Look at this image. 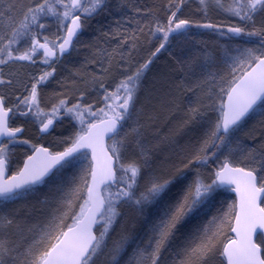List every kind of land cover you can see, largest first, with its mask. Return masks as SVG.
<instances>
[{
    "label": "snow or ice",
    "instance_id": "obj_1",
    "mask_svg": "<svg viewBox=\"0 0 264 264\" xmlns=\"http://www.w3.org/2000/svg\"><path fill=\"white\" fill-rule=\"evenodd\" d=\"M185 3L186 0H178L174 4L175 10L168 15L166 23L156 21L152 35L160 43L151 57L172 39L187 37L191 27L219 29V25L211 22L180 18ZM199 4L205 15L212 6L245 22H254L258 14H264V0H199ZM105 6V0H33L18 22L11 14L15 5L7 12H0V20L9 21L0 27V65L15 62L35 65L39 57L40 63L52 69L33 76L31 88H25L29 94L18 98L19 103L13 107H6L5 97L0 95V138H3L0 139V200L8 202L20 198L34 191V186L46 182V177L87 160L88 153L84 150L91 151L92 159L90 170L82 169L83 184L73 181L74 186L61 197L59 214L54 213L46 228L24 249L20 264H96L97 258L105 254L110 257L108 264H120V257L130 243L136 244L133 251L136 264H161L163 253L185 219L210 203L221 189L235 192L237 201L228 205L222 217H213L187 241L173 264H196V261L207 264L218 251L217 236L225 223L234 236L223 244L220 252L224 264H264V155L256 158L252 155L254 150L245 149L238 141L233 147L235 134L245 118L256 111L258 102L264 107V27L249 31L246 27L228 26V33L258 37L259 44L229 57L231 79L220 77L217 81L215 73L208 74L213 84H219V102H214L209 89L208 103L198 100L197 106L190 108V119L204 118L214 112L217 114L214 122L208 121L204 138L185 158L182 167L168 176L157 175L151 170V153L144 146L138 122L134 121L133 126L124 131L125 124L133 120L137 111L142 77L152 62L151 57L131 74L124 75L111 90L105 83L99 84L103 91L102 107L93 110L92 104H83L81 100L69 106L67 99H59L48 111L40 105V90L53 77L56 64L79 42L88 19ZM49 18L56 24V32L51 36L45 34L49 30L45 21ZM219 34L225 35L222 31ZM238 69L241 71L236 75ZM5 83L11 81L0 78V84ZM14 108L21 116H32L40 124L42 133H47L62 116H70L78 122L79 128L74 136L63 141L67 145L63 151L30 145L33 154L27 156L23 167L15 174L8 175L13 151L10 146L29 144L28 140L18 139L22 128L9 124ZM106 139L112 143L106 145ZM130 149L131 155L126 157ZM237 151L245 158L252 156L255 166H235L232 156ZM220 156H223L222 161ZM214 160L220 162L205 175L202 170L211 168ZM185 170L194 171V176L184 186L180 197L170 202L171 186L187 179ZM74 201L80 202L78 212H74ZM124 206L133 207L141 216L154 206L159 214L151 221L143 246L125 234L113 240L109 248V237L119 223ZM69 213H73L72 224L64 230ZM12 223V219L0 215V228ZM212 225L216 226V231L212 230ZM17 251L8 239H0V264L16 261Z\"/></svg>",
    "mask_w": 264,
    "mask_h": 264
},
{
    "label": "trees",
    "instance_id": "obj_2",
    "mask_svg": "<svg viewBox=\"0 0 264 264\" xmlns=\"http://www.w3.org/2000/svg\"><path fill=\"white\" fill-rule=\"evenodd\" d=\"M32 2L33 0H0V12H7L15 5L11 14L18 22L23 18V10ZM177 2L178 0H105L104 10L88 19L79 42L75 45L76 50L64 58L65 64L57 70L56 77L41 88V98L48 100L60 92L58 99H67L70 106L80 99L83 93V98L91 96L94 103H101L102 107L103 91L99 84L103 82L111 90L124 75L131 74L149 60L151 53L160 43V40L152 35L153 27L157 20L166 23ZM184 5L179 13L180 18H183ZM190 20L211 22L220 27L218 30L191 27L187 37L172 39L155 57H151L152 62L142 77L136 102L137 111L133 120L124 126V131H127L134 121L138 122L144 146L151 153V170L157 175L168 176L174 173L177 167H182V162H186L185 158L204 138L208 121L214 122L217 115L214 112L208 113L204 118L190 119V108L197 106L198 100L204 104L208 103L209 89L212 90L214 102H219V84H213L208 74L215 73L217 81L220 77L231 79L229 57H232L234 52L259 44L260 38L234 36L227 32L226 27L241 26L249 31L264 27V16L261 14L255 17L254 22L240 21L238 18L231 23L221 19L204 21L200 17H190ZM8 23L7 18H4L0 20V27ZM221 31L225 35H220ZM3 67L4 65H0L2 71ZM105 68L108 69L107 72L103 71ZM240 71L238 69L236 75H239ZM59 128L66 130L63 126ZM54 132L60 131L55 129ZM45 139L43 137L40 140ZM28 141L29 144L10 146L13 151L9 173L19 169L24 157L32 149V140ZM235 141L245 149L254 150L252 155L256 158L264 155V107H261L260 103L236 132L233 147ZM222 160L223 156H220V161ZM220 161L214 160L211 168L206 167L202 171L207 175ZM232 161L234 165L245 168L255 166L252 156L245 158L238 151L233 154ZM85 167L90 170L89 155L87 160H81L65 167L56 175L48 176L46 182L34 186V191L12 201L0 200V215L13 221L10 226L0 228V239H8L18 250L17 260H9L8 264H20L24 249L46 228L53 214H59L61 197L74 186L73 181L83 184L81 176ZM185 175L186 180L171 186L170 202H175L180 197L184 186L193 178L194 171L185 170ZM234 201L235 196L230 190L221 189L210 203L188 216L168 250L163 253L161 264H173L185 243L195 237L213 217H222L228 205ZM79 203L74 201V212L79 211ZM124 207L127 211L126 223L123 227L119 223L115 225V230L109 237V248L113 240L125 234L143 246L142 242L148 239L150 223L159 214L154 206H150L144 216L136 213L130 206ZM72 214L69 213V218L65 219L63 229L72 224ZM211 227L216 231L215 225ZM230 237V227L225 223L217 236L218 251L207 260V264H224L220 252ZM135 247V243L127 246V250L120 257V264H136L133 258ZM109 260L107 254L101 255L96 264H108ZM196 264H199V261H196Z\"/></svg>",
    "mask_w": 264,
    "mask_h": 264
},
{
    "label": "rangeland",
    "instance_id": "obj_3",
    "mask_svg": "<svg viewBox=\"0 0 264 264\" xmlns=\"http://www.w3.org/2000/svg\"><path fill=\"white\" fill-rule=\"evenodd\" d=\"M186 3L187 4H185L183 7V15L184 16L189 15L190 17H200V19H203L204 21H205L204 18H206V19H221L222 21L227 22V23H231L232 21L237 19V17H230L225 12H223V11H221L215 7H212V6L208 7L207 15H205V11L203 10L202 6L199 4L198 1H196V4H194L193 2L186 0ZM261 15L264 16V14H261ZM45 22L49 25V30L45 34L51 36L53 33L56 32L55 21L53 19L49 18ZM238 53L239 52H237V53L234 52L232 54V56H236V55H238ZM63 64H65L64 57L62 59H60V61L56 64L55 72L60 67H62ZM38 67L41 68V65L38 62L35 65H32V64H29L26 62H15V63H9V64L4 65L3 71H2V77H0V78L4 79L5 81L10 80L11 83L10 84L9 83L0 84V95L5 97V103L8 106L13 107V105H15L17 103V100L19 97L23 98L24 96L29 94L28 92H27V94L26 93L23 94V91H25L26 87L28 89L31 88V83H32L31 78L33 76L37 77L36 75H38V71L39 72L41 71V70H38ZM50 80H51V78H49V80L46 83L50 82ZM60 94L61 93L59 92L58 95L54 96L53 98L49 97L50 99H48V100H46L45 98L44 99L41 98L42 96H39V101H40L41 107L44 108L45 111H48L49 109H48L47 104L52 103L53 101L56 103L59 100L58 98H59ZM62 94L64 95L63 92H62ZM31 119L33 120L35 126H40L39 123L35 122L33 117H31ZM64 120H65V123H64ZM66 123H67V120H66L65 116H62L60 120H57L54 122L55 129L60 131V132H56L57 139L64 138V134L66 133L64 131L69 130L68 128L70 126L67 125ZM60 126H63L67 130H65V129L61 130V128H59ZM52 143H53V145H51V148H54L55 150L59 148V147H57L58 145H56L58 143L57 140L53 141ZM130 155H131V151H129V153H126V157L130 156ZM131 208L133 210H135L133 207H131ZM125 209H126L125 207L121 208V216L119 218V224H121V227H123L124 223H126L125 220L127 218L126 217L127 211ZM135 212H136V210H135ZM117 224H116V226H117Z\"/></svg>",
    "mask_w": 264,
    "mask_h": 264
},
{
    "label": "flooded vegetation",
    "instance_id": "obj_4",
    "mask_svg": "<svg viewBox=\"0 0 264 264\" xmlns=\"http://www.w3.org/2000/svg\"><path fill=\"white\" fill-rule=\"evenodd\" d=\"M75 47L72 48L70 50V53H72L73 51H75ZM42 55V53H41ZM67 55L69 54H65L63 57L65 58ZM62 57V58H63ZM61 58V59H62ZM37 62L41 65V68L38 67V70H41L40 72L38 71V75H36L37 77L41 74L42 71L44 70H48V71H51L52 69L48 68L46 65H43L42 63L39 62V57H37ZM28 63V62H26ZM57 72V71H56ZM54 73L53 77H50L51 80L56 77L57 73ZM44 87V86H42ZM27 94V91H23V94ZM20 99H22L21 97H19ZM76 98V97H75ZM78 100H81V102L83 104H92L93 105V110L97 109L100 107V104L101 103H94L93 101V98L90 97H85V98H80V99H77L74 103H76ZM54 102V101H53ZM49 103L51 105H48V109L50 110L51 109V106L52 104H55L54 103ZM19 101L17 100V103L18 104ZM58 103V102H56ZM15 104V105H16ZM5 106L6 107H12V106H8L6 103H5ZM14 106V105H13ZM21 108H23V110L27 111V108L24 107L23 105L20 106ZM32 116H21L19 114V111H17L15 108L13 110V113H10V120H9V124L11 127H20L22 128V132H20L17 136H18V139L19 140H32L31 142L37 146L39 145H42V146H46L50 149V151H60L62 150L64 147H66L67 145L63 142L65 141L66 138H71L72 136H74L75 132L78 130L79 128V124L77 121L73 120L70 116H65L66 120H67V125H69L70 127L68 128L69 130L68 131H64L66 132L64 134V138L62 139H57V136H56V133L54 132L55 130V124L53 125V127L49 128L48 132L47 133H42L40 132V126H35L33 120L31 119ZM34 119V118H33ZM55 122V121H54ZM64 123H65V120H64ZM28 125V126H27ZM67 130V129H66ZM46 138L44 141L43 140H40L42 138ZM48 137H51V138H48ZM57 140L58 143L56 145H58V149H54V148H50L49 146L53 145V141ZM61 142H60V141ZM17 144H23V143H17ZM61 146V147H60ZM33 149L30 150V152L32 151ZM29 152V153H30ZM28 153V154H29ZM27 156V155H26Z\"/></svg>",
    "mask_w": 264,
    "mask_h": 264
},
{
    "label": "water",
    "instance_id": "obj_5",
    "mask_svg": "<svg viewBox=\"0 0 264 264\" xmlns=\"http://www.w3.org/2000/svg\"><path fill=\"white\" fill-rule=\"evenodd\" d=\"M227 28L228 27H226V30H227ZM258 104H259V102H258ZM257 104V105H258ZM19 134V133H18ZM17 134V135H18ZM0 139H3V138H0ZM107 139L105 140V144L106 145H108L107 144ZM39 146H41V147H45V146H42V145H39ZM48 148V147H47ZM64 149H62V150H60V151H63ZM89 151V153H90V159H91V151L90 150H88ZM33 154V150L30 152V154H28L27 156H29V155H32ZM27 156L23 159V162H22V165H21V167L20 168H22L23 167V164H24V161L26 160V158H27ZM91 163H92V159H91ZM235 166H239V165H235ZM19 168V169H20ZM16 173V172H15ZM15 173H12V174H9V173H7L8 175H13V174H15ZM47 178V177H46ZM89 179H90V176H89ZM232 192V191H231ZM233 194H234V196H235V201H237V196H236V193L235 192H232ZM64 230H67V228H65ZM233 234V236H234V233H232ZM225 243H227V241L225 242Z\"/></svg>",
    "mask_w": 264,
    "mask_h": 264
},
{
    "label": "bare ground",
    "instance_id": "obj_6",
    "mask_svg": "<svg viewBox=\"0 0 264 264\" xmlns=\"http://www.w3.org/2000/svg\"><path fill=\"white\" fill-rule=\"evenodd\" d=\"M189 1H191V2H193L194 4H196V1H198L199 2V0H189ZM192 18V17H191ZM182 19H190V16L189 15H183V18ZM201 20H203V19H201ZM206 20V19H205Z\"/></svg>",
    "mask_w": 264,
    "mask_h": 264
}]
</instances>
